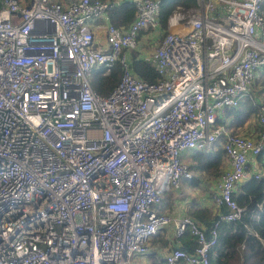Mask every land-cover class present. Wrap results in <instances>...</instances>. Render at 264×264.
<instances>
[{
    "label": "built area",
    "instance_id": "2783aa9c",
    "mask_svg": "<svg viewBox=\"0 0 264 264\" xmlns=\"http://www.w3.org/2000/svg\"><path fill=\"white\" fill-rule=\"evenodd\" d=\"M121 1L0 0V264H134L169 223L197 245L171 247L164 264H210L219 220L245 210L239 185L264 180L262 0L179 6L165 33L160 0H131L124 27L107 18ZM143 30L158 38L148 54L154 82L130 67ZM116 61L120 80L102 95L91 69L108 73ZM247 99L259 105L254 135L231 131L225 115ZM217 142L213 201L227 211L208 235L189 214L172 218L156 205L194 175L185 154Z\"/></svg>",
    "mask_w": 264,
    "mask_h": 264
},
{
    "label": "trees",
    "instance_id": "16d2710c",
    "mask_svg": "<svg viewBox=\"0 0 264 264\" xmlns=\"http://www.w3.org/2000/svg\"><path fill=\"white\" fill-rule=\"evenodd\" d=\"M188 10L197 6V0H160L158 21L162 33L167 31V19L170 14L177 8ZM260 7L264 9V0L261 1ZM135 17V4L131 0H122L118 4L107 10L108 20L117 26H126ZM144 33V34H143ZM146 37L149 42L157 44V39L151 36L147 30H143L139 37ZM151 51V50H150ZM150 51L148 54H150ZM147 56L139 55V51L132 50L130 53L131 71L140 79L154 82L159 78V74ZM263 79L260 86L264 93V69ZM122 74V65L119 61L113 64L108 73H104L102 67H93L90 72V83L95 91L102 95L110 93L112 88L118 84ZM261 95V94H260ZM259 105L247 99L242 102L238 108H229L226 110V117L231 116L227 125L231 131L238 133L243 130L245 121L251 115L257 114ZM257 120V115H256ZM256 132V129H254ZM224 150L217 142L215 148L209 151L191 150L185 154V159L189 161L188 167L194 172L189 179L192 185L200 183V176L212 183L220 175V166ZM259 166L264 170V151H261L256 157ZM171 190L163 194L162 200L169 196ZM212 192V190H211ZM213 193V192H212ZM236 199L241 206L245 207L240 218L233 221L219 220V216L227 211L224 205L216 206L213 201L210 205H197L193 202L189 207L190 217L199 225L204 226L205 232L209 235L214 222L217 225V241L220 247L219 255L211 258L210 264H264V246L260 238L264 239V180L251 177L239 185L236 193ZM162 201L159 203L161 204ZM156 205V209L161 211ZM162 205V204H161ZM258 213V219L253 214ZM257 234V235H256ZM182 241L181 247L190 251L197 245L194 236L187 228L179 236ZM158 264H164L160 259Z\"/></svg>",
    "mask_w": 264,
    "mask_h": 264
},
{
    "label": "crops",
    "instance_id": "0c3cea01",
    "mask_svg": "<svg viewBox=\"0 0 264 264\" xmlns=\"http://www.w3.org/2000/svg\"><path fill=\"white\" fill-rule=\"evenodd\" d=\"M98 22L102 25L106 23L105 19H99ZM98 29V33L102 34V28ZM146 37L148 35H143L139 37V44L136 48V51H139V55H142L140 53L141 43H143L144 40H146ZM143 56V55H142ZM249 120V119H248ZM245 121V124L243 126V130L241 132H244V134L248 135H254L259 130V124L257 120H255V125H251L249 121ZM254 127L256 129V132H254ZM187 160V159H186ZM188 161V160H187ZM203 181L201 182V187L196 188L191 186V182L189 179H183L181 181V186L179 188L171 190L169 192L168 197H164L162 200V205L159 204L158 208L161 209V211H165L167 214H169L172 218L173 217H180L185 214H189V207L190 205L195 202L197 205H210L213 203L212 197L213 193L211 192L213 182L210 186L207 182L208 180L204 177L200 176ZM185 187L186 189L183 190L182 188ZM190 189H195L197 192L194 193V195L191 198L186 197V191H190ZM181 236V235H180ZM182 241L179 238V236H175L173 231L172 223H169L164 228H161L155 235H153L149 240V253L147 255H144L142 259L136 258L134 260V264H158L159 260H164V254L173 246L181 245Z\"/></svg>",
    "mask_w": 264,
    "mask_h": 264
},
{
    "label": "rangeland",
    "instance_id": "374dc122",
    "mask_svg": "<svg viewBox=\"0 0 264 264\" xmlns=\"http://www.w3.org/2000/svg\"><path fill=\"white\" fill-rule=\"evenodd\" d=\"M151 33V36H154V37H156V39H157V34H153V32H150ZM144 34V33H143ZM101 37H103V34H101ZM156 42V40L154 41V42H149L148 41V39L146 38V40H144L143 41V43H141V48H140V53L143 55V56H147V54L149 53V51L150 50H152L153 49V47H155L154 45H152L153 43H155ZM260 88H262L260 85H257L256 86V89L258 90V89H260ZM260 94H261V97H263V100H264V93L261 91V89H260V91H259V96H260ZM256 115L257 114H255V115H251V117L249 118V122H250V124L251 125H255V120H256ZM254 129H255V127H254ZM238 133H241V131H239ZM203 181V179H201V181H200V183L199 184H197V185H192L191 184V186H193V187H196V188H200L201 187V182ZM211 185V183L208 185V186H210ZM183 190H185L186 188L185 187H183L182 188ZM195 192H197L195 189H190V191H186V197H188V198H191L193 195H194V193Z\"/></svg>",
    "mask_w": 264,
    "mask_h": 264
}]
</instances>
